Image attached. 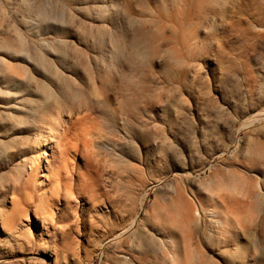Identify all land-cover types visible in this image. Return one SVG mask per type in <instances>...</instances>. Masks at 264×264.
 Segmentation results:
<instances>
[{
  "label": "rangeland",
  "instance_id": "obj_1",
  "mask_svg": "<svg viewBox=\"0 0 264 264\" xmlns=\"http://www.w3.org/2000/svg\"><path fill=\"white\" fill-rule=\"evenodd\" d=\"M0 264H264V0H0Z\"/></svg>",
  "mask_w": 264,
  "mask_h": 264
},
{
  "label": "bare ground",
  "instance_id": "obj_2",
  "mask_svg": "<svg viewBox=\"0 0 264 264\" xmlns=\"http://www.w3.org/2000/svg\"><path fill=\"white\" fill-rule=\"evenodd\" d=\"M168 241H169L170 244H172V242H173L171 237H168ZM173 261L175 262V258L173 259Z\"/></svg>",
  "mask_w": 264,
  "mask_h": 264
}]
</instances>
